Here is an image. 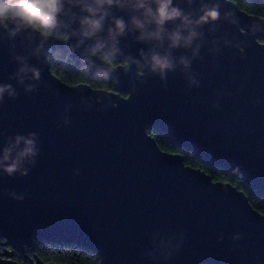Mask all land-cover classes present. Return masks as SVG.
Masks as SVG:
<instances>
[{
    "label": "water",
    "instance_id": "1",
    "mask_svg": "<svg viewBox=\"0 0 264 264\" xmlns=\"http://www.w3.org/2000/svg\"><path fill=\"white\" fill-rule=\"evenodd\" d=\"M178 2L187 10L184 0ZM218 2L216 31H210L212 25L204 31L209 40L220 41L219 51L211 55L202 49L204 59L193 61L198 86H190L179 69L168 73L165 83L155 74L133 78L135 66L129 74L115 68L110 76L120 95L88 84L72 86L43 58H32L41 81L26 93L9 80L17 63L0 32L5 37L0 82L19 92L0 104V147L8 136L30 131L38 133L40 147L28 175L0 171V238L7 245L21 250L39 240L75 242L95 250L99 264H264V214L245 192L164 150L149 132L153 127L168 132L202 161L244 177L264 194V18L233 0ZM225 12L235 23L223 18ZM74 40L52 39L45 49L66 52ZM38 42L37 36L31 44ZM14 43L22 54V43L29 42L22 33ZM141 47L147 45L131 34L121 38L125 54L137 55ZM72 59L79 67L80 50ZM66 105H71L67 112ZM13 189L24 198H13ZM155 232L184 234L180 251L168 261L145 255ZM236 233L240 238L234 240ZM0 264L19 263L0 256Z\"/></svg>",
    "mask_w": 264,
    "mask_h": 264
},
{
    "label": "clouds",
    "instance_id": "2",
    "mask_svg": "<svg viewBox=\"0 0 264 264\" xmlns=\"http://www.w3.org/2000/svg\"><path fill=\"white\" fill-rule=\"evenodd\" d=\"M184 2L187 10L178 0H0V32L6 34L9 53L17 63L9 80H15L26 93L35 92L41 81V69L30 60L43 58L56 70L85 81L114 83L110 73L115 68L129 74L135 66V79L155 74L166 83L168 73L179 69L186 74L190 86H198L192 64L194 60L204 59L202 49L211 55L219 51L220 41L209 40L204 26L212 25L210 31H216L215 24L222 15L221 5L218 0ZM194 4L198 6L193 8ZM112 9L127 13L128 18L115 15ZM232 17L231 12L223 13L225 20L235 23ZM22 33L29 43H22L24 52L20 54L14 41ZM130 34L135 42L147 45L139 48L137 55L122 51L121 38ZM37 36L39 42L32 46ZM4 38L0 36V40ZM73 38L74 43L68 44L66 52L59 47L45 49L49 40L67 44ZM223 43L228 45L230 41L225 39ZM181 49L184 51L176 55ZM78 50L77 68L72 54ZM18 96L12 83L0 82V104L6 97L16 99ZM70 107L66 105L65 111ZM69 122L65 117L64 123ZM39 153L37 132L8 136L0 147V171L8 176H26L36 165ZM9 194L15 199L24 198V194H17L14 189ZM239 238V233L234 234V240ZM184 239L183 232L178 237L152 233V248L145 255L152 260L168 261L180 251Z\"/></svg>",
    "mask_w": 264,
    "mask_h": 264
},
{
    "label": "trees",
    "instance_id": "3",
    "mask_svg": "<svg viewBox=\"0 0 264 264\" xmlns=\"http://www.w3.org/2000/svg\"><path fill=\"white\" fill-rule=\"evenodd\" d=\"M241 9L250 14L264 18V0H233ZM52 71L63 81L76 79L85 81L71 73H65L56 70L54 65H50ZM78 68V66H77ZM76 69H73L75 71ZM71 84V83H69ZM95 88L107 91H116V82L103 83L99 81H87ZM75 84V85H77ZM72 85V84H71ZM159 145L172 153L184 155L186 163L205 170L217 181H227L245 192L246 197L251 204L264 214V194L251 187L244 177L230 174L225 168H219L208 164L199 159L193 152H190L185 146L179 145L173 141L172 136L158 127L149 129ZM5 238H0V256L5 259H11L19 264H31L33 260H43L48 263L64 264H99L101 256L93 249L77 244L75 242H53L50 240H39L34 245H25L21 250H17L6 244Z\"/></svg>",
    "mask_w": 264,
    "mask_h": 264
},
{
    "label": "snow or ice",
    "instance_id": "4",
    "mask_svg": "<svg viewBox=\"0 0 264 264\" xmlns=\"http://www.w3.org/2000/svg\"><path fill=\"white\" fill-rule=\"evenodd\" d=\"M66 83H71L72 86H75L77 83H87V81H81V80H76V79H71V80H66Z\"/></svg>",
    "mask_w": 264,
    "mask_h": 264
},
{
    "label": "rangeland",
    "instance_id": "5",
    "mask_svg": "<svg viewBox=\"0 0 264 264\" xmlns=\"http://www.w3.org/2000/svg\"><path fill=\"white\" fill-rule=\"evenodd\" d=\"M114 92H118L120 95H123V94H121V93L119 92V90H116V91H114Z\"/></svg>",
    "mask_w": 264,
    "mask_h": 264
}]
</instances>
